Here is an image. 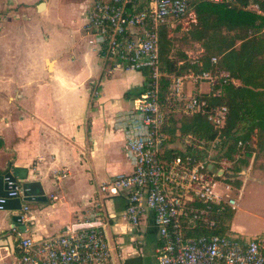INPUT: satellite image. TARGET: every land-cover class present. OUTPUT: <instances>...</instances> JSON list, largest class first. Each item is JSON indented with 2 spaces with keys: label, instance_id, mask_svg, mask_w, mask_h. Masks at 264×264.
Instances as JSON below:
<instances>
[{
  "label": "crops",
  "instance_id": "0c3cea01",
  "mask_svg": "<svg viewBox=\"0 0 264 264\" xmlns=\"http://www.w3.org/2000/svg\"><path fill=\"white\" fill-rule=\"evenodd\" d=\"M17 3L0 0V171L22 168L25 179L41 184L44 198L29 200L32 218L25 233H56L66 223L85 220L95 204L101 203L112 262L156 264L158 231L153 212L145 210L139 228L134 229L124 216L126 190L109 197L98 191L102 180L132 169L124 133L114 121L121 111L134 107L136 97L145 89L146 71L111 68L100 57L82 31L88 0L62 3L63 11L72 16L68 31L37 22L36 15L49 9L47 2L39 7L34 0L20 11ZM163 26L175 70L183 63L199 62L203 47L188 38L189 27L184 21L169 19L159 32ZM191 86L188 83V89ZM199 87L203 92L209 89L203 81ZM177 121L173 118L163 130L167 150L180 146ZM237 195L239 198L240 191ZM230 209L228 225L233 231L246 236L264 233V224L251 228L237 219L235 222L237 216L250 214L237 200ZM10 217L9 209L0 208V248L5 249L0 264L15 248ZM137 238L142 239L143 253Z\"/></svg>",
  "mask_w": 264,
  "mask_h": 264
},
{
  "label": "built area",
  "instance_id": "2783aa9c",
  "mask_svg": "<svg viewBox=\"0 0 264 264\" xmlns=\"http://www.w3.org/2000/svg\"><path fill=\"white\" fill-rule=\"evenodd\" d=\"M192 11L187 0H88L82 31L90 37L100 57L111 68L146 71L145 89L136 97L134 107L121 111L114 121L124 133L132 169L102 180L98 191L109 197L126 190L124 216L134 229L139 228L145 210L153 212L158 231L156 264H264V233L246 236L228 227L226 233L194 234L197 227L214 229L227 208L236 205L233 195L219 189L227 191L231 184L208 164L233 171L244 149L222 154L226 145L221 142L220 130L228 107L209 103L203 97L210 94L218 98L222 85L235 82L227 70L188 69L176 75L161 67L160 26L171 19L184 21L189 27L195 21ZM210 62L214 63L215 58L211 57ZM164 75L168 77V88L161 96ZM202 81L209 85L206 92L200 90ZM188 83L192 84L191 89ZM97 88L92 89L93 95ZM193 114H203L217 131L215 136L207 139L194 131H181L179 148L170 145L169 150L165 149L164 128L173 118ZM250 142L251 167L256 133H252ZM242 144L239 140L238 145ZM8 182L14 183L8 194L22 197L21 182ZM29 211V200L22 199L15 213L24 230L32 218ZM105 217V209L97 203L85 220L66 223L52 234L32 236L13 224L10 231L15 237V248L3 264H114L104 229ZM136 241L143 253L142 239Z\"/></svg>",
  "mask_w": 264,
  "mask_h": 264
},
{
  "label": "trees",
  "instance_id": "16d2710c",
  "mask_svg": "<svg viewBox=\"0 0 264 264\" xmlns=\"http://www.w3.org/2000/svg\"><path fill=\"white\" fill-rule=\"evenodd\" d=\"M187 1L195 14V21L189 25L187 36L199 41L203 53L199 62L192 65L183 63L182 67L172 72L168 57L170 43L163 26L159 32L161 67L167 73L176 75L188 69L227 70L230 77L235 79V82L230 81L221 86L218 98L210 94L202 95L209 103L227 105L226 121L220 130L221 142L226 145L222 154L229 155L235 149H244L232 168L233 171L243 172L250 163L252 133H256V148L259 146L264 149V0ZM211 57L215 58L214 63L210 62ZM166 88L168 77L164 75L161 77V96ZM177 125L182 131H194L207 139L213 138L217 132L203 114L183 116ZM239 140L243 142L241 146L238 145ZM234 178L224 177L231 181ZM236 183L240 184L239 181ZM231 215V209L227 208L225 217L219 219L214 229L201 226L196 228L194 234L212 231L226 233Z\"/></svg>",
  "mask_w": 264,
  "mask_h": 264
},
{
  "label": "rangeland",
  "instance_id": "374dc122",
  "mask_svg": "<svg viewBox=\"0 0 264 264\" xmlns=\"http://www.w3.org/2000/svg\"><path fill=\"white\" fill-rule=\"evenodd\" d=\"M15 1L19 2L17 3V5H20V11L23 7H26V3H32V1L34 0ZM39 1L47 2L50 7L43 14L36 15L39 16V19L37 21L38 23H41V25L44 26L52 24L55 27H58L61 30L63 29L65 31H68V29H70L69 24L71 22L72 16L70 13L66 14L62 9V3H64V1L66 0H56L52 3H50L52 0H38V2ZM84 6L85 5L82 6V9H84ZM78 18H80V16ZM175 34L176 38L180 39V34ZM16 36L18 37L19 35L17 34ZM176 147L179 148V145H176ZM220 178H222L226 182H229L231 184V187L227 189V191H224L222 187H219V189L222 190V192H226L225 194L228 193L230 195H233L238 201L239 206L243 207V209L250 213L246 214L245 216H237L235 218V222L237 219V221L242 225L249 226L251 228H257L260 227V225L264 224V184H261L264 183V149L262 147L259 148V146L258 148H256V153L252 160L251 167L248 166L247 168H245L244 173L240 174V176H235L232 181L224 179L223 175H220ZM236 181H239L240 184L237 185ZM239 191L240 197L238 198L237 194L239 193ZM3 252H5V249L4 247H1L0 254Z\"/></svg>",
  "mask_w": 264,
  "mask_h": 264
},
{
  "label": "water",
  "instance_id": "95a60500",
  "mask_svg": "<svg viewBox=\"0 0 264 264\" xmlns=\"http://www.w3.org/2000/svg\"><path fill=\"white\" fill-rule=\"evenodd\" d=\"M38 6L43 7L44 4L39 1ZM169 67L171 71L175 70L174 67V61L170 59L169 61ZM208 167L216 171L218 175H223L224 177L230 176V177H238L242 172H236V171H224L223 169H217L216 166L212 163L208 164ZM22 168H6L0 171V208L9 209L11 212V225H18L19 229L24 231V226L19 224L18 217L19 215L15 213L16 210H18L21 207V201L22 199L30 200L31 198L34 199H43V192L41 189V184L38 180H27L26 178V172H23ZM18 179L21 182V190H22V197L16 196V195H9L8 190L14 185V183L9 184V181H15Z\"/></svg>",
  "mask_w": 264,
  "mask_h": 264
}]
</instances>
